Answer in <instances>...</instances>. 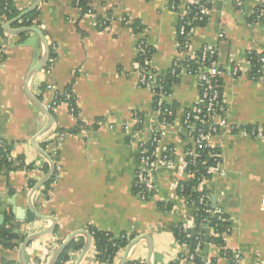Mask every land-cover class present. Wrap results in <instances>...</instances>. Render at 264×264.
<instances>
[{"label": "crops", "instance_id": "obj_1", "mask_svg": "<svg viewBox=\"0 0 264 264\" xmlns=\"http://www.w3.org/2000/svg\"><path fill=\"white\" fill-rule=\"evenodd\" d=\"M192 1L88 0L86 12L81 13L71 0H41L36 27L55 58L29 80L44 49L35 33L17 32L28 27L24 17L14 20L34 0H13L18 16L9 21L0 17L7 34L0 62V140L8 146L11 159L9 171L0 169V217L2 225L9 219L6 229L25 238L50 231L26 246V264H48L62 243L88 228L114 238L123 233L147 236L152 244L151 264H192L186 261L190 255L202 264H233L215 245L205 244L191 253V247L180 244L172 233L179 225L194 226V208L177 194L178 185L191 178L185 171L191 140L183 129V117L199 100L197 80L186 68L176 75L177 83L163 100L172 109V121L155 147L154 192L145 200L136 194L139 144L146 148L160 117L153 109L151 88L139 83L136 58L141 43L153 49L147 65L159 75L171 70L175 61L196 60L203 46L216 48L217 62L225 70L220 77L225 115L234 130L206 138L220 152V162L202 186L210 206L215 197V209L230 226L225 248L237 264H264V81L251 80L248 60L249 54L264 52V21L254 14L250 0H244L242 9L235 7L234 0L217 2L202 25L193 27L189 50L183 53L177 26ZM134 21L141 31L133 30ZM220 32L224 37L219 39ZM232 69L237 70L236 76ZM26 89L40 97L44 107L55 94L69 89L76 115L67 105H58L48 111L51 127L37 137L47 118L29 101ZM134 114L141 115V124H135ZM136 125L142 131L131 134ZM59 132L65 138L57 140ZM33 140L60 169L56 184H52L54 170L48 191L42 189L45 182L30 196L50 168ZM45 164L48 170L43 173ZM29 205L48 219L34 216ZM72 241L83 246L85 238L78 235ZM22 243L14 249L0 245V260L8 257L19 262ZM81 249L69 252L65 264H77ZM123 252L113 264H118ZM147 256L148 246L142 240L130 249L126 264H146ZM79 264H102L94 258L92 240Z\"/></svg>", "mask_w": 264, "mask_h": 264}, {"label": "built area", "instance_id": "obj_2", "mask_svg": "<svg viewBox=\"0 0 264 264\" xmlns=\"http://www.w3.org/2000/svg\"><path fill=\"white\" fill-rule=\"evenodd\" d=\"M71 1L74 7L78 9L79 0ZM224 1L227 0H193L192 3L187 7L185 14L179 19L177 26V37L180 41H183L182 43H179V47L183 53H186L189 50V38L193 29V25L196 23L204 22L205 18L210 12V7L212 4ZM250 1L255 5L256 8L254 14L259 18H262L264 21V0ZM234 4L237 9H242L244 0H234ZM0 11L5 12L2 13L0 17H3L7 20V17L5 15L6 12H8L7 4H4L2 7L0 5ZM218 36L219 39L223 38L224 33L220 32ZM5 38H7V34L4 32V30L0 31V62L5 57ZM140 50H142V43L138 46L137 52L139 53ZM257 57L258 68H256V70H254L250 76L251 80L255 82L264 81V55H258ZM196 60H199L201 64V68L193 74L198 83L199 100L197 104L191 110L187 111L183 117V129L191 140L190 145L192 147V154H195V151L198 149L210 147L206 142V138L208 136L222 133L225 130H234L233 126H231L227 122L225 115V105L220 91V84H218L220 81V77L225 70H223L224 68L217 62L216 48L203 46L199 50ZM173 67H177L180 70L185 68L184 66L177 64V61L173 62ZM230 73L233 76H236L237 70L232 69ZM158 76L159 74L157 72H153L148 67L146 62V67L144 69H141L139 83L141 86L150 87L153 96L162 102L166 98V94L161 91L160 84L157 80ZM60 104L67 105L70 114L72 116L76 115V109L70 91L65 90L61 94H55L52 102L47 104L45 108L47 111L54 110ZM158 112L161 117V121H159L158 127L151 130L150 140L147 143L146 148H143L142 144H139L141 154L139 157V172L137 175L135 186L136 194L141 200H145L154 192V151L158 141L165 134L164 128L168 126L165 121V117L169 115L167 110ZM133 121L135 122V124L139 125L141 124L142 120L138 116V114H134ZM138 127L139 126H137V128ZM125 130L127 131L129 129L125 127ZM55 136L57 140H61L65 138L66 134L63 132H59ZM1 160H7L8 162L11 161L9 151L7 150V145L0 140V162ZM59 169L60 168L58 166L54 168L55 173L52 184H56L57 182ZM216 169H214L212 174L216 171ZM187 174L190 177L193 176L190 172H187ZM203 182L204 180H202L201 185H203ZM208 200L209 199L207 196L202 195L199 198V204L207 207ZM185 203H188V201L185 200ZM216 212H218L220 215L222 214L217 208ZM208 213L211 212L208 211ZM209 235L213 236L212 229H209ZM193 258L194 256L190 255L188 256L186 261L192 263ZM204 264L212 263L210 261H206Z\"/></svg>", "mask_w": 264, "mask_h": 264}, {"label": "trees", "instance_id": "obj_3", "mask_svg": "<svg viewBox=\"0 0 264 264\" xmlns=\"http://www.w3.org/2000/svg\"><path fill=\"white\" fill-rule=\"evenodd\" d=\"M87 1L88 0H79L78 8L81 10V13L86 12L87 10ZM7 4L8 12H6L7 20H12L16 16H18V12L14 8L13 0H0L1 7ZM0 11V15H2ZM37 19V10L30 13L26 17L23 18V24L31 27L38 26ZM125 21H128V18L125 17ZM16 25V24H15ZM202 23H196L193 25L199 26ZM132 27L134 31H141L142 29L139 27L137 22L132 23ZM3 28L0 27V31ZM183 41L181 40L180 43ZM153 54V49L148 46L142 45V50H140L139 54L136 58V63L138 64L140 69H144L146 67V62H148ZM260 55H264V52ZM258 55L251 53L248 55L250 63L252 65V72L258 68L257 57ZM55 58V54L52 53L49 47V56L46 62V67L50 66ZM177 64L182 65L186 68V71L194 74V72L198 71L201 68V64L199 60H191L185 58L184 60L177 61ZM174 70V73H173ZM180 72V69L177 67L171 68L164 73H160L158 76V83L160 84L161 91L169 95L171 88L177 83V74ZM220 84V81L219 83ZM69 91V89H66ZM221 91V89H220ZM219 91V92H220ZM38 100L42 102V99L38 97ZM153 109L157 111L167 110L169 113L168 116L165 117L166 123L169 125L172 119V109L165 105V103L156 99H153ZM141 116V115H140ZM159 121H161V117H159ZM142 131L141 127L133 128L131 130V134L140 133ZM131 136V135H130ZM127 140H131L129 137ZM7 150L8 146H7ZM220 162V152L215 148L206 147L203 149H198L195 151V154H192V147L188 145L185 151V171L192 173V177L185 183H181L177 187V194L180 197L185 198L188 201V204L194 208V222L193 228L188 229L185 226H176L172 229V233L175 239L180 244L189 245L191 247V253L198 248H202L205 244L215 245L220 249V255L222 257L228 258L229 261L233 264H237V259L234 258L233 254L226 250L225 248V238L230 233V226L226 221V218L223 214H219L216 212V209H211L210 206V198L207 192L204 190L201 185L202 180H208L214 169L217 168ZM4 168L9 171L11 169V162L7 160H1L0 169ZM48 170V166L45 164L43 167V173H46ZM49 182L47 181L43 186V191L47 192L49 189ZM31 184L30 186H32ZM207 196V207L199 204L200 196ZM211 212V213H208ZM9 221L6 218V221L3 225L0 226V245L6 249H14L19 246L20 243L24 240V236L19 235V233H15L13 229H6L5 224ZM209 229H212L213 236L209 235ZM87 232L91 236L92 240V248L94 250V258L97 262L102 264H113L117 257L121 254V252L126 248L127 244L134 239L135 236H128L126 233L121 234L118 238H114L111 234H107L101 231H98L93 228H88ZM3 242H9V244H3ZM82 247L81 242L72 241L68 247L62 252L56 264H65L69 261V252H78ZM214 264L213 261H210ZM202 260L198 259L196 256L192 260V264H202ZM0 264H20L16 259L5 257L0 260ZM127 264H133V262H129ZM139 264V263H135ZM169 264H179L177 262L169 263Z\"/></svg>", "mask_w": 264, "mask_h": 264}, {"label": "water", "instance_id": "obj_4", "mask_svg": "<svg viewBox=\"0 0 264 264\" xmlns=\"http://www.w3.org/2000/svg\"><path fill=\"white\" fill-rule=\"evenodd\" d=\"M40 1L41 0H34L32 6L29 9H27L26 11L22 12L21 14H19V16L14 20V22L19 20L20 18H23V17L29 15L32 12H34L37 9L38 5L40 4ZM9 26H10V24H8V26H6V28H9ZM17 32L18 33H22V32H33V33H35L39 37V39L41 40L42 46H43V49H44V53H43L42 57L40 58V61L37 63V65L28 74V78L27 79L29 80L31 78V76L39 68L44 66L45 63L47 62L48 56H49V48L47 46V42H46V39H45V36H44L42 30H40L39 28H37V27H26V28H22L21 30H18ZM26 96H27V98L29 99V101L31 103L36 105L45 114V116L47 118L46 125L44 126V128L37 135V137H40L44 133H46L48 131V129L51 127L52 122H53V118L49 114V112L46 110V108L41 104V102L35 96H33V94H31V92L28 91L27 89H26ZM32 145L37 149V151L44 158H46V160L50 164V168H49L48 172L39 180V182H37V184L31 190L30 196L34 192H36L45 182H47L51 178V176H52V174L54 172V168H55L54 164L51 162L49 156L47 154H45L43 151H41L40 149L37 148L34 140L32 141ZM215 201H216L215 197H212L211 198V209H215V206H216V202ZM28 209H29L30 212H32V214H34V216L38 217L39 219H48V218H44L39 213H37L30 205H29ZM2 223H3V220H2V217H0V225H2ZM49 232L50 231H42V232L27 236L25 238V240L23 241L21 247L19 248V263L20 264H26L25 258H24V251H25L26 246L29 244V242L33 238L38 237V236L43 235V234H46V233H49ZM78 235H81V236H83L85 238V242H84V244L82 246V249H81L78 261H77V264H79V262L83 259V257L87 253V251L89 249V246H90V243H91V236L86 231L77 232V233L73 234L66 242L62 243L57 248L55 253L52 255V257L50 258L48 264H56L57 260L59 259L60 255L62 254V252L68 247V245L70 244L72 239L75 236H78ZM142 240H144L147 243V246H148V256H147L146 264H151L150 263V258H151L150 256H151V252H152V244H151L149 238L147 236H145V235H142V236H139L137 238H134L133 240H131L127 244L126 248L124 249L123 255L120 258L118 264H126L127 256H128V253H129L130 249L133 246H135L138 242H140Z\"/></svg>", "mask_w": 264, "mask_h": 264}, {"label": "bare ground", "instance_id": "obj_5", "mask_svg": "<svg viewBox=\"0 0 264 264\" xmlns=\"http://www.w3.org/2000/svg\"><path fill=\"white\" fill-rule=\"evenodd\" d=\"M140 117V116H139Z\"/></svg>", "mask_w": 264, "mask_h": 264}]
</instances>
